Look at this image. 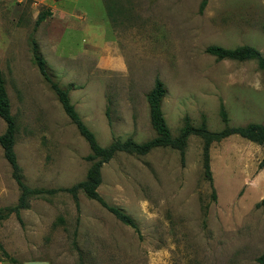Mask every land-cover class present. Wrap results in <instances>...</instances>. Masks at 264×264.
<instances>
[{"label":"rangeland","instance_id":"obj_1","mask_svg":"<svg viewBox=\"0 0 264 264\" xmlns=\"http://www.w3.org/2000/svg\"><path fill=\"white\" fill-rule=\"evenodd\" d=\"M0 0V71L16 121L14 145L29 188H66L83 180L89 148L31 62L35 39L52 80L100 146L155 136L146 95L155 78L172 136L184 118L209 131L264 125V71L205 53L248 45L264 56V0ZM40 13H49L35 28ZM66 14L63 19V14ZM5 123L0 119V135ZM187 140L184 162L171 148L144 156L117 153L103 164L98 194L132 218L137 235L78 192L32 198L0 222V245L17 264H258L264 248V152L230 136L209 149ZM212 190L215 199H212ZM19 190L0 147V209ZM74 243L76 244L74 246ZM7 264L6 262H1Z\"/></svg>","mask_w":264,"mask_h":264},{"label":"trees","instance_id":"obj_2","mask_svg":"<svg viewBox=\"0 0 264 264\" xmlns=\"http://www.w3.org/2000/svg\"><path fill=\"white\" fill-rule=\"evenodd\" d=\"M208 0H201L198 12L201 14ZM49 13L38 14L35 21V28L45 20ZM31 51V62L36 67L39 75L48 84L49 88L55 94L62 111L75 126L78 134L85 140L89 148V154L85 160L90 163L86 172L85 178L70 187L66 188H29L22 181L21 169L18 165L16 154L14 151L17 127L16 121L11 114L10 101L8 98L5 80L0 71V119L5 123V130L0 135V147L3 151V156L11 168V177L16 183L19 196L17 203L14 206L0 209V222L13 214L21 223L20 211L28 208L29 200L32 198H47L56 195L58 192H66L71 195L76 206H78L77 194L82 192L86 198L95 201L106 211L111 213L120 223L131 228L137 235L139 229L127 214L114 206L108 205L98 194L97 188L101 184V168L103 164L109 162L117 153H124L134 156H144L156 148H171L178 151L181 163L184 162L185 149L187 140L190 136L198 137L202 142L201 161L202 170L205 180L212 187V176L210 171L209 149L213 143L230 136H237L241 139L259 145L264 152V125L260 123H248L244 126H228V116L221 104L219 108V117L224 127L219 131H209L205 124V118L198 126L190 123L188 117L184 118L182 127L177 136H172L169 127L164 119L161 109V103L165 96V88L159 78H155L151 90L147 93L145 99L148 106L149 123L153 129L155 136L150 140L142 143H136L132 140L113 139L109 145L100 146L94 134L85 126L80 119L74 106L69 99V90L61 88L55 81L52 80L45 68V62L39 51V47L35 39L29 40ZM205 53L214 56L216 60H233L237 62L253 61L257 68L264 71V56L254 47L244 45L234 49L223 48L221 46H208ZM264 166V155L259 163V167ZM212 199H215V193L212 190ZM257 207H264V197L256 204ZM76 244L74 243V246ZM7 264H17V261L11 257L4 248L0 245V262ZM258 264H264V248L260 256L256 259Z\"/></svg>","mask_w":264,"mask_h":264},{"label":"crops","instance_id":"obj_3","mask_svg":"<svg viewBox=\"0 0 264 264\" xmlns=\"http://www.w3.org/2000/svg\"><path fill=\"white\" fill-rule=\"evenodd\" d=\"M62 16H63V19H64L65 16H66V14L64 13ZM0 264H3V263L0 262ZM22 264H47V263H45V262H36V261H32V262H24V263H22Z\"/></svg>","mask_w":264,"mask_h":264}]
</instances>
